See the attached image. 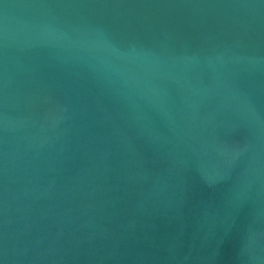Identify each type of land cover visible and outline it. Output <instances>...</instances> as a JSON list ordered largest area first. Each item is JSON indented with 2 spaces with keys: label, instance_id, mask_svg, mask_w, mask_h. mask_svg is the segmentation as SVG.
I'll use <instances>...</instances> for the list:
<instances>
[{
  "label": "water",
  "instance_id": "95a60500",
  "mask_svg": "<svg viewBox=\"0 0 264 264\" xmlns=\"http://www.w3.org/2000/svg\"><path fill=\"white\" fill-rule=\"evenodd\" d=\"M0 264H264V0H0Z\"/></svg>",
  "mask_w": 264,
  "mask_h": 264
}]
</instances>
